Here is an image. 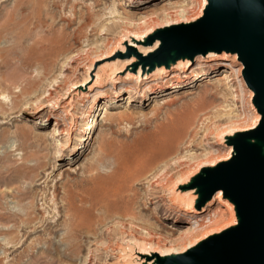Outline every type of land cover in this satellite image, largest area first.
<instances>
[{
	"label": "rangeland",
	"instance_id": "obj_1",
	"mask_svg": "<svg viewBox=\"0 0 264 264\" xmlns=\"http://www.w3.org/2000/svg\"><path fill=\"white\" fill-rule=\"evenodd\" d=\"M200 4L202 0H162L145 5L132 0H0V30L5 29L0 31V264L148 263L163 258L137 248L145 245H138L137 238L173 249L228 218L215 199L210 207L212 211L220 209L217 213L205 216L208 207L198 213L201 221L196 226L189 224L187 210L173 208L170 190L164 188L186 172L191 177L194 167L207 157L226 152L228 145L218 144L213 136L216 130L230 123L240 128L252 123L256 112L239 61L232 71L215 67L204 78L157 96L148 95L145 100L142 88L127 89L121 92L118 104L100 99L90 112L91 100L85 98L67 109L68 113L61 110L63 92L84 77L94 81L101 64L118 68L128 60L130 63L109 77L130 74L136 84L161 72L146 77L127 58L141 42L126 43L131 37L116 26L123 19L121 9L138 17L152 9H164V14L157 16L161 23L171 16L177 21L188 19L200 11ZM86 17L97 26L93 31L77 32ZM147 25L142 20L128 28L142 33ZM98 56L101 58L95 61ZM26 59L30 65L23 64ZM196 62L183 68L190 69ZM220 75L227 77L228 85H221L217 80ZM86 83V95L99 92L95 83L93 87ZM131 83L116 85V89ZM107 87L113 96L115 90ZM23 89L18 110L10 111L12 100ZM129 92L137 96L132 103L127 101ZM53 102L55 107L49 104ZM104 105L114 115L100 128L97 124L105 116V110H100ZM228 111L229 116H222ZM92 120L95 127L90 131L87 128ZM174 134L181 135L176 144L171 143ZM87 138L91 143L87 151L75 154L73 148L87 145ZM56 153L63 157L57 158ZM20 165L25 168L13 177L11 172L5 173ZM117 171L121 175L115 180ZM127 174L131 177L124 181ZM148 189L155 196L143 208V202L149 200ZM151 211L155 214L150 215ZM26 216L32 218L34 234L25 242L18 226L27 221ZM186 229L196 230L187 237L181 233Z\"/></svg>",
	"mask_w": 264,
	"mask_h": 264
},
{
	"label": "water",
	"instance_id": "obj_2",
	"mask_svg": "<svg viewBox=\"0 0 264 264\" xmlns=\"http://www.w3.org/2000/svg\"><path fill=\"white\" fill-rule=\"evenodd\" d=\"M160 48L144 59L154 69L209 53L237 55L243 78L255 94L261 115L258 127L229 140L233 158L196 177L191 188L200 193L198 207L223 191L236 207L238 226L214 236L168 264H264V0H208L196 22L158 32ZM129 57V55H127ZM254 140L256 143H251Z\"/></svg>",
	"mask_w": 264,
	"mask_h": 264
},
{
	"label": "bare ground",
	"instance_id": "obj_3",
	"mask_svg": "<svg viewBox=\"0 0 264 264\" xmlns=\"http://www.w3.org/2000/svg\"><path fill=\"white\" fill-rule=\"evenodd\" d=\"M161 1L160 0H132V2H135V4L140 2V3H142V5L143 4L145 5V4L149 3V2H153L155 4L156 2L158 3V2H161ZM200 6H201V4H200ZM207 6H208V0H202V6L200 8V11L197 14L194 13L195 15L192 14L190 16V18L185 19V20H181V21L180 20L177 21L178 20L177 18L174 17L175 19L174 18L172 19V16H171V17H166V19L162 20L161 23H159L157 16L159 14L163 15L164 12H165L164 9H152V10L149 11V13H143L145 15L144 17H138V15L136 13H127L126 11H124V9H121V10H123L122 13H121L122 16H123V19L121 18L122 19L121 24H118V25L116 24V26H119L122 29V33L123 34L128 35V36L131 37V38L129 37L130 39H127L126 43L135 41L136 39H139L137 41L141 42L139 45H136V46L133 47V53L130 54L129 57H127V58L132 60L133 65L137 64V66H134V67H136V69L141 70V72L146 77H150V76H152L153 74H155L158 71H161V72H159L157 75H155L153 78H151L148 81H143V82L141 81L142 83H140V81H139V84H136L134 79L132 77H130L131 76L130 74H126V76H124L122 78H119L117 76L116 77H112V78L109 77L110 76L109 74H111V76H113V73L116 70H120L123 66H126L128 63H130L128 60L122 62L118 68L113 67L114 65L110 66V67H106L103 64H101L99 66V68H98V72H96L94 81H89V78L87 79L86 77H84L82 79L81 83L78 82V83H74L72 85L70 84L71 86H69V88L66 89L65 92H63L62 96H60L63 99V101H62L63 103L61 105L62 113L63 112L64 113H68L69 112L68 110L73 107L74 103H77L79 100H83L84 101L85 98H89L91 100L90 112H92V109L95 107V105L98 102H100V99L104 100V102H106V100H107V103H110V102L112 103V101H113V103L116 102L118 104V102L120 101L121 96H122V95H120L121 92H124L127 89H131V90L139 89L140 90L142 88V93H143L142 97L145 100L150 95L157 96L158 93H161V92H163V91H165L167 89L168 90L176 89L178 87H181V85H185L189 81H192L194 79H198V78H202V77L204 78V76H206L209 71H213L215 69V67L219 68V69L222 68V67H227L229 69V71L234 70L233 67L236 64V61H239L238 60V56L236 54L235 55H231V54H227V53H222V54L209 53L206 56H198L194 60H190L188 58H184V59H180V60H178L176 62L170 61L168 66H165V65L157 66V65H155L154 69H152V70L150 69L149 66H145V64H144V59L147 58L149 55L155 53L161 46V41L158 38H156L154 40V42L149 45L148 42H149V40L151 38H155V36H157L158 32H160L161 30H165L167 28H172V27L178 26V25L190 24V23H194V22L198 21L203 16L204 11H205ZM93 18H95V17H93ZM142 20L147 22V24H148L147 27L142 30V33L137 32V30L128 28L130 25L139 24V22H141ZM149 20H151V21H149ZM92 21H94V20H91L90 17L84 18L81 23L79 22V25H78V28H77V32H82L84 29L85 30H89V28L90 29L92 28V31H93L94 30L93 27H95L97 25H96V23L94 24ZM94 22H96V21H94ZM158 24H161V25H158ZM149 28H150V30H149ZM152 29H154L153 32H152ZM3 30H5V29H3ZM3 30H0V31H3ZM150 32H152V33H150ZM3 54H4V52H3ZM142 54L143 55L147 54V55L143 56ZM103 56L104 55H102L101 57H103ZM28 57L34 58V55H32V56L29 55ZM101 57L98 56L95 61H97ZM139 57H143L144 59L142 61H140ZM0 58L2 59L1 56H0ZM196 60H197V62H196L194 67H192L190 69L183 68L186 65H189V66L193 65ZM23 64L30 65L29 59L24 60ZM89 68L91 69V66ZM176 68H179V69L183 68V69H181L179 71H175V72H173V73H171L169 75H164V73L170 72L171 70L176 69ZM107 69L109 70V73H107V71H106ZM243 70H244V67H243ZM237 71L241 72V68L238 69ZM162 73H163V75H161ZM242 75H243V72H242ZM106 77H109V78L107 79ZM217 80L219 82H221L222 86L228 85V83H229L227 77L224 76V75H220ZM87 81H88V83H89L88 85H90V87H93L92 83H95L94 87H95V89L99 90V92H96L95 94H92V95H90V92H89L86 95V92L84 93V90H85L84 87H86V86H84V84H87L86 83ZM131 82H134L133 85H132ZM239 82H240V86L244 87V83L242 81H239ZM244 82H245V80H244ZM128 83H131V86L123 87V88L120 87L119 89H116V87H117L116 85H122V84L126 85ZM245 84H246V82H245ZM108 85H109V87L111 86L112 90H115V91H113L114 92L113 96H110V93H112V92H110V89H108V87H107ZM56 87L59 89V85H57ZM246 87L248 88L247 84H246ZM70 88L73 89V90L70 91V93H69V89ZM95 89H93L91 92H93ZM6 90H5V92L7 93V95H9L10 92H8ZM53 91H55V90H53ZM204 91H205V93H207V89H205ZM250 93L252 94V100H254V96H255L254 92L252 90H250ZM23 94L25 95L24 89H23L22 93L19 94L16 97V99L12 100V103H11V106H10V108H11L10 111L13 110V112H14L15 110H18V109H16L17 106H18L17 103H18L19 100H21V96ZM128 94H130V95H128L127 101H129V103H132L134 101V99L137 98V96L136 95L132 96V93H130V92ZM85 95H86V97H84ZM48 96H51V93H49ZM231 96H233V95L231 94ZM6 97H7L6 95L3 96V98H6ZM49 104L51 106L55 107L56 102L55 103L54 102L53 103H49ZM40 105H42V104H40ZM79 106H77V107H79ZM35 107H39L38 103L35 104ZM253 109L256 112V115L252 119L253 120L252 123L250 121L251 124H248L247 126H245L243 128H240V127H237V125H232L230 123L231 125L228 124L229 126L226 125L227 127L225 126V127H222V129L216 130V132H215V134H213V136H214V138H217L218 144L221 141V144L223 146H226V145H228L229 140L236 138L238 134H244V133L251 132V131L255 130L258 127V125H259V123L261 121V115L258 112V110L256 109V107H254V105H253ZM4 110H6V109H4ZM100 110H105V116L97 124V127L102 128V126L106 124V120H109L110 117L112 118L114 114L113 115L110 114L108 112V110L106 109L105 105L102 106L100 108ZM36 111H38V109ZM72 111H74V110H72ZM231 111H232V109H231ZM229 113L230 112L228 111L227 113L223 114L222 116H224V117L225 116H229L230 115ZM70 122H71V120H70ZM93 122H94V126H93ZM71 124H72V122H71ZM253 125H255V126H253ZM93 127H95V121L92 120L91 127L90 128L88 127L87 130L91 131ZM89 134H90V132H89ZM171 140H172L171 143H173V144L175 143L176 144L179 141H181V135H177V134L175 135L174 134V136L172 137ZM84 142L85 143L88 142V138L85 139ZM250 142L251 143H256V141H254V140H251ZM90 144L91 143L89 141L87 145H85V146L83 145V147L81 146L79 148L78 147H74L72 151L75 154H76V152L78 153L80 151L85 153L87 151V146L90 145ZM230 149H231V153H230ZM262 152H263V155H264V145L262 146ZM56 154H57V158H59V157L62 158L63 157L62 155H58V153H56ZM72 155H74V154H72ZM233 156H234L233 147L232 146H228V149L226 150L225 153H223V155H217V156H215L212 159H209V157H207L208 160L205 158L206 160H204L201 163L197 164L194 167V169L191 171V173L193 171H195L191 175V177H190V174L186 172L184 175L182 174V176H179L176 179L174 178L175 180H173V181L170 180L169 185H166V187L164 186L165 187L164 191L165 190L166 191L170 190L169 194H170V196L172 198H169V199H171V201H173V203H174V207L173 208H176V209L180 210V206H181L183 209L187 210L186 212H187V216L189 218V224L194 225L198 221H201L200 215H198V213L203 212L208 207L209 208L206 210V215L205 216H207L208 214H210L212 212L217 213L220 209H216L215 211H212L213 207L212 206L210 207V205L214 203L215 199H217L222 204V206L224 207V211H226L228 213V215H229L228 218L224 222L221 223L222 225H219L220 223H218V225L212 224L210 226L211 229L206 231V233L199 234L197 237H195L194 239L192 238V240H189L184 245H182L180 247L176 246L173 249L165 248V247L164 248H160L159 246L156 247L151 241H149V242H147L145 240L140 241L141 239L139 240L137 238L139 241L136 239L135 242H138V245L139 244H145V245H142V247H139V246L136 245L137 248H140V249L145 250L147 252L148 251L149 252H153L155 254H158V255L162 256V258H163V259H153V260L149 261L148 263L147 262H142V264H168L166 262V260L168 258H175V257H179V256H182V255H185L190 250H193V249L197 248L198 246H200L202 243H204L208 239H210V238H212L214 236L220 235V234L224 233L225 231L238 226L239 218H238L237 213H236V207L228 198H226L224 196L223 191L217 192L212 197V199L210 201H208L204 206L198 207V201L201 198L200 193H199L197 188H193L192 189L190 187L191 184L193 183L194 179L196 177L204 174L205 170L217 168L219 165H221L223 163H226V162H229L233 158ZM19 167H21V168H15V166H13V168H7L5 173L11 172L10 176L13 177V175L20 173V171H22V169L25 168L24 165H20ZM120 175L121 174L119 173V171H117L115 173V176H114V177H116L115 180L117 178H120L119 177ZM185 175H187V176H185ZM124 177L126 178V179L124 178L125 179L124 181H126L131 176H128V174H127V176L125 175ZM111 179L113 180V177ZM108 182L111 183V180L108 181ZM155 182H153V183H155ZM114 184L115 183H113V185ZM112 188L114 189V186ZM106 189L108 190V188L105 187V190ZM147 191H149L148 192L149 200L146 199L143 202V204H142L143 208L144 207L146 208V206L148 204H150V201L152 200V196L153 197L155 196L152 193L151 189H148ZM185 210H183V211H185ZM129 213L132 216V218L136 219L135 213H133L132 211H129ZM149 214L150 215H154L155 212L151 211V212H149ZM13 218H11V219H13ZM0 219H1V215H0ZM31 222H32V218L29 216V217H27V221H25L22 224H19L20 226H18L21 229V231L23 232V234H24L23 236L25 237V242L29 239V237L31 235L34 234V228L31 227ZM214 223H216V222H214ZM194 226H196V225H194ZM212 226H214V227H212ZM208 229H209V227H208ZM191 230L186 229L185 231H183L181 233L183 235H185V236H187V234L191 235L190 232H194L196 229H194V231H193V229H191ZM11 233H12L11 231H9V230L7 231L8 235L11 234ZM8 241H9V239H8ZM11 244H13V243H11ZM15 246H17V245H15ZM10 248H14V247H10ZM17 248H19V246ZM169 250H171V252L168 253L167 251H169ZM143 261H144V259H143Z\"/></svg>",
	"mask_w": 264,
	"mask_h": 264
},
{
	"label": "snow or ice",
	"instance_id": "obj_4",
	"mask_svg": "<svg viewBox=\"0 0 264 264\" xmlns=\"http://www.w3.org/2000/svg\"><path fill=\"white\" fill-rule=\"evenodd\" d=\"M253 126H255V125H253Z\"/></svg>",
	"mask_w": 264,
	"mask_h": 264
}]
</instances>
